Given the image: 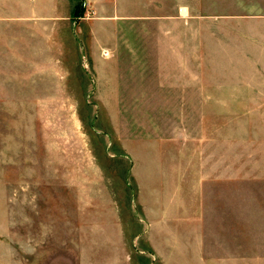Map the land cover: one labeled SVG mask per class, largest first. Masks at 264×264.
Listing matches in <instances>:
<instances>
[{"label":"rangeland","instance_id":"374dc122","mask_svg":"<svg viewBox=\"0 0 264 264\" xmlns=\"http://www.w3.org/2000/svg\"><path fill=\"white\" fill-rule=\"evenodd\" d=\"M78 4L0 83V264H264V0Z\"/></svg>","mask_w":264,"mask_h":264},{"label":"crops","instance_id":"0c3cea01","mask_svg":"<svg viewBox=\"0 0 264 264\" xmlns=\"http://www.w3.org/2000/svg\"><path fill=\"white\" fill-rule=\"evenodd\" d=\"M83 1L91 7L100 2ZM101 1L105 11L112 9V0H109V7L106 0ZM77 4L78 0H0V83L46 82L47 66L44 61L48 56L49 36L73 38L70 28L76 25L73 13ZM60 49L63 51L65 47ZM186 227L184 233L187 235L191 232ZM189 257L200 259L203 263L208 259L217 263L220 259L211 252H199V256L194 253Z\"/></svg>","mask_w":264,"mask_h":264},{"label":"trees","instance_id":"16d2710c","mask_svg":"<svg viewBox=\"0 0 264 264\" xmlns=\"http://www.w3.org/2000/svg\"><path fill=\"white\" fill-rule=\"evenodd\" d=\"M83 12V8L81 7L80 4H77L74 10V16H78Z\"/></svg>","mask_w":264,"mask_h":264},{"label":"built area","instance_id":"2783aa9c","mask_svg":"<svg viewBox=\"0 0 264 264\" xmlns=\"http://www.w3.org/2000/svg\"><path fill=\"white\" fill-rule=\"evenodd\" d=\"M106 54V53H105Z\"/></svg>","mask_w":264,"mask_h":264}]
</instances>
